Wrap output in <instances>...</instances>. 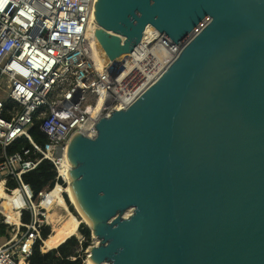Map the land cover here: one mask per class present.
<instances>
[{"label": "water", "instance_id": "95a60500", "mask_svg": "<svg viewBox=\"0 0 264 264\" xmlns=\"http://www.w3.org/2000/svg\"><path fill=\"white\" fill-rule=\"evenodd\" d=\"M94 15L113 74L148 25L178 44L211 21L94 137L74 135L77 186L103 221L92 264H264V0H97Z\"/></svg>", "mask_w": 264, "mask_h": 264}, {"label": "built area", "instance_id": "2783aa9c", "mask_svg": "<svg viewBox=\"0 0 264 264\" xmlns=\"http://www.w3.org/2000/svg\"><path fill=\"white\" fill-rule=\"evenodd\" d=\"M96 2L0 0V183L19 214V223H10L0 203L2 223L13 231L0 243V264H22L21 257L27 264L36 242H43L46 209L42 200L34 203L23 175L49 160L58 183L60 158L70 139L76 133L94 137L101 119L131 106L211 21L203 17L178 44L145 29L132 58L113 74L101 66ZM35 127L44 141L35 140ZM19 141L26 143L9 152Z\"/></svg>", "mask_w": 264, "mask_h": 264}, {"label": "trees", "instance_id": "16d2710c", "mask_svg": "<svg viewBox=\"0 0 264 264\" xmlns=\"http://www.w3.org/2000/svg\"><path fill=\"white\" fill-rule=\"evenodd\" d=\"M32 135L36 141H44V136H42L37 127L32 130ZM24 143L26 142L19 141L9 147L8 151L12 152L17 150ZM56 176V167L49 160H43L36 168L23 175L22 181L26 188L33 192V201L35 204L40 202V200H42L46 194L54 188L57 183ZM58 183L63 184L60 179ZM9 185L13 186L14 183L9 182ZM28 220L29 214L28 212H24L23 222L26 223ZM79 232L83 237L82 241H80L76 236H70L59 245L46 252L41 250L42 241H37L33 247L30 257L28 258L27 264H82V256L79 249L83 252L89 245L90 229L82 223L79 226ZM12 233L13 231L11 230V227L2 223V217L0 216V237L9 238ZM49 235V227L44 226L41 235L42 240L44 241L47 239Z\"/></svg>", "mask_w": 264, "mask_h": 264}, {"label": "bare ground", "instance_id": "6f19581e", "mask_svg": "<svg viewBox=\"0 0 264 264\" xmlns=\"http://www.w3.org/2000/svg\"><path fill=\"white\" fill-rule=\"evenodd\" d=\"M95 14V12H94ZM95 16V15H94ZM96 17V16H95ZM94 17V18H95ZM157 30L153 26L148 25L146 28V32L150 30ZM77 137L73 136V138L66 144L63 150V155L60 158V178L64 180L67 184L65 189V193L67 198L70 200L71 204L75 207L77 212L79 213L81 219V223L86 224V226L92 231L93 237L95 236V230L100 225H102L103 221L96 218L90 211H88L79 188L77 186V175L75 174L74 170V163L75 159L73 157V144ZM76 179V181H75ZM56 201V207L63 208L66 206L65 200L63 196L60 194V187H56L52 191L46 194L43 198L41 205L44 209L47 210L48 218H52L54 220V216L56 215L55 212L50 211V206L52 200ZM14 198L11 194H8L4 191L3 183H0V203H1V211L4 212L5 215L8 217V221L13 224L19 223V214L16 210H14L15 202ZM128 213L125 214V217H129L134 213V208H129ZM77 220H73L72 218L68 217L63 222L60 223L51 234L43 241V249L50 250L51 248L59 245L63 242L69 235L74 234L75 230L78 225ZM97 239V238H96ZM92 257L93 255H88L87 264H92ZM100 264H107V262H102Z\"/></svg>", "mask_w": 264, "mask_h": 264}, {"label": "rangeland", "instance_id": "374dc122", "mask_svg": "<svg viewBox=\"0 0 264 264\" xmlns=\"http://www.w3.org/2000/svg\"><path fill=\"white\" fill-rule=\"evenodd\" d=\"M74 168L76 167V163H74ZM77 179V178H76ZM75 179V181H76ZM60 180L63 182V184L65 183L64 180L62 178H60ZM60 184V185H59ZM61 184V183H57L53 189H55L56 187H60V194L63 196L64 200H65V203H66V206L63 207V208H57L56 207V201L53 199L52 202H51V206H50V211L52 212H55V216H54V220L50 217L48 218V213H47V210H44V215L46 214L47 215V224L45 223L44 225L45 226H48L49 229H50V234L51 232L54 230L55 227H57L58 225H60L61 222H63L65 219H67L68 217L72 218L73 220H77L79 221L78 222V225H77V228L75 230V233L74 234H71L69 235L68 237L70 236H76L80 241L83 240V237L81 235V233L79 232V226L82 224L80 219V215L79 213L77 212V210L75 209V207L71 204L70 200L67 198L66 196V193H65V189L67 187V184L65 183L64 185ZM52 189V190H53ZM51 190V191H52ZM43 201V199H42ZM42 203V202H41ZM129 209V208H128ZM127 209V210H128ZM125 210L123 211L121 214H119L120 216H123L125 217V214L128 213V211ZM44 218V217H43ZM84 224V223H83ZM86 225V224H85ZM12 236V234L10 235ZM67 237V238H68ZM99 241H98V238H94L93 237V234H92V231L90 230V240H89V245L87 246V248H85V250L82 252L80 249H79V252L82 256V264H87V260H88V249L89 247L91 246H94L96 244H98ZM41 250L43 252H46V250L43 249V242H42V245H41ZM20 261L22 264H24V260H23V257L20 258Z\"/></svg>", "mask_w": 264, "mask_h": 264}, {"label": "crops", "instance_id": "0c3cea01", "mask_svg": "<svg viewBox=\"0 0 264 264\" xmlns=\"http://www.w3.org/2000/svg\"><path fill=\"white\" fill-rule=\"evenodd\" d=\"M7 238H2V237H0V243H3L5 240H6ZM46 251H48V250H46Z\"/></svg>", "mask_w": 264, "mask_h": 264}]
</instances>
